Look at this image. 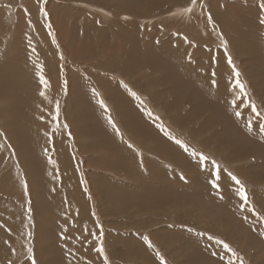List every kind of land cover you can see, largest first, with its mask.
Instances as JSON below:
<instances>
[{"label":"rangeland","instance_id":"obj_1","mask_svg":"<svg viewBox=\"0 0 264 264\" xmlns=\"http://www.w3.org/2000/svg\"><path fill=\"white\" fill-rule=\"evenodd\" d=\"M69 1L47 0L43 6L49 16L44 17L39 12L37 0H0V6L4 8V12L0 10V43L19 39L22 49L30 56L25 57L26 69L37 76L42 71L49 80L53 88L49 97L53 105L46 103L49 112H53L58 97L60 106L67 112L76 107L77 94L70 90L69 84L65 90L61 78L62 69L69 68L78 82L83 83V87H77L89 102L93 100L101 107L99 100L103 98L119 133L116 132L115 137L113 131L108 130L110 149L104 146L88 149L89 138H78L67 112L66 116L64 111L61 112L60 123H66L68 127L57 133L65 141L66 157L55 158L57 148L50 147L46 135L42 142L44 156L38 170L34 169L38 174L31 178L8 129L7 119L0 116V222L9 235L2 238L0 264H31L28 247L33 248L36 264H86V261L103 264V255L97 254L93 245H82L76 240V236L82 235L80 226L86 223L89 229H94L97 218L104 228L109 264H239L237 256L244 264H264V220L261 219L264 217V170L256 167L260 160L255 159L252 152L249 157L253 158L248 157L249 160L233 161L225 154L205 147L203 138L215 136L210 130L207 134L200 130V139L190 138L185 129L183 132L179 126H174L171 116L152 99L148 79L144 76L147 74L140 71L129 75L121 65L125 56L132 52L140 58L154 48L167 53L170 49H178L179 56L175 52V59L193 62L199 76L202 75L209 84V90H227L231 102L236 97L243 99V103L237 100L233 105L235 114H227L232 126L239 127L246 136L258 132L254 126L252 130L246 127L248 120H256L246 106L251 100L264 113V97L257 91V87L264 89V23L261 22L264 21V9L260 7L261 0H197L192 12L187 11L191 0H171V5L162 10L150 5V1H141L147 3L143 5L145 9L141 8L138 16L129 13V17L115 14L113 9L90 0ZM127 11V8L122 9L124 13ZM149 11L152 16L148 15ZM231 18L240 21L234 26L230 23L234 22ZM58 30L62 31V41ZM42 33L47 35V47L40 46ZM240 37L246 38L241 40ZM245 39L251 44L247 53L236 47L238 43L243 45ZM224 41H227V48ZM72 42L71 60H67L66 44L70 46ZM8 51L5 49L0 55L5 57L12 53ZM60 53L63 60L59 59ZM78 53L85 56L83 64L76 57ZM229 56L241 73L240 80L248 96L232 87L235 80L232 65L228 63ZM65 79L68 81L66 76ZM154 88L159 87L155 85ZM92 89L99 95L93 94ZM165 89L168 95L166 84ZM133 92L140 99L132 95ZM166 100L169 101V96L163 102ZM101 109L107 117L109 113ZM44 117L43 120L50 123L49 117ZM150 117L176 139L183 140L182 136L191 152L203 153L219 164V190L211 185L214 172L210 175L212 165L208 161L198 163L191 156L192 162L184 166L179 165L175 157L165 154L169 146L180 159L178 151L166 143L167 139L160 137L156 129L153 131V125L145 124ZM202 120L201 117L191 126L199 129ZM47 126L49 128V124ZM49 130L54 141L56 132L53 134L52 128ZM110 130H114L113 127ZM168 138L171 140L170 136ZM120 160L122 164L118 166ZM243 168H248L247 173L241 171ZM229 173L243 182L251 202L249 205L242 206L241 198L236 195L237 186ZM83 181H87V192ZM107 182L110 185L102 187ZM111 185L117 189L109 194L114 198L109 201L98 191L108 192ZM167 188L186 191L187 196H172ZM252 206L256 212H252ZM93 211L96 216H92ZM65 225L68 226L65 235L71 236L68 240L61 237ZM28 232L32 233L31 237ZM148 240L154 247L148 246ZM219 241L227 243L237 255ZM157 252L163 255L164 261Z\"/></svg>","mask_w":264,"mask_h":264},{"label":"bare ground","instance_id":"obj_2","mask_svg":"<svg viewBox=\"0 0 264 264\" xmlns=\"http://www.w3.org/2000/svg\"><path fill=\"white\" fill-rule=\"evenodd\" d=\"M90 1L96 4H102L109 9L111 8L113 9L112 11L115 14H119L120 16L125 15V17H129L128 16L129 13L132 16H138L137 13L141 10V8L145 9L143 5L147 3H142L145 1L148 3L150 1L149 3L150 5L152 4L156 5V9L158 10H162L164 7H168L169 5H171L170 3L171 0H90ZM176 3L178 4V2ZM82 4L85 5V2ZM172 5H173V2H172ZM90 7L92 8V6ZM124 8L128 9L126 13L122 12V9ZM0 10L4 12V8L1 6H0ZM101 10H104V9H101ZM148 15L152 16L153 13L151 14L149 11ZM234 20L235 19H233L232 21ZM236 21L238 22L240 20H237L236 18ZM236 21L234 22L230 21V23H232L233 25L234 23H236ZM240 24L241 22L239 23V25ZM234 26H236V24H234ZM239 31H241V29L236 32H239ZM61 32L62 31L58 30L59 38L62 41ZM74 33L76 34V32ZM243 33H238V34H243ZM46 36L45 34L42 33V36L39 42L41 47H47L45 44L47 43ZM77 36L78 34H76V37ZM243 36H245V34ZM242 38L244 39L246 37H242ZM56 40L59 44V40L58 39ZM241 40H238V41H241ZM19 41H20L19 39H16L14 40V42H8V40L6 41V43L1 42L3 46H0V54H3L5 52V49L12 51V53L5 54L6 55L5 57L0 55V116L6 117L7 119L6 123H7L8 129L18 149L20 150L22 154L21 157L27 169L26 171H28V174L31 176V178H33L35 174H38L36 173V171L38 170L40 162H41V158L44 156V153H45L42 142L46 139V132L48 133V140L51 143L50 147L53 150L55 147L57 148V156L55 158H58V157L61 158L62 156H64L65 158L66 153L68 151L66 149L65 141L62 140V138L60 137L59 133H57V131H56V134L54 135L55 144L53 143L54 142L53 139H49V136H50L49 129H51L50 127L48 128L47 126V124L49 123H47L48 121L40 119L41 116H48L47 113H49V110L47 109L46 103L48 102L51 105H53L51 98H49L51 94L50 90H53V88L50 87V88L45 89L44 86L40 83L39 76L31 75V73L32 74H35V73L30 72L29 70L26 69L27 64L24 66L25 64L24 62L27 61L26 58H30V56L22 49ZM72 44L74 43L72 42L70 46L69 44H66V49L68 50L67 55L69 57V59L67 60H71L70 54L72 51L71 50ZM234 45H236V43ZM249 45L251 44H249L248 41L246 40L243 45L238 43V46L236 45V47H238L240 51L247 53L249 51V48H248ZM177 50L170 49V53H167V51L161 52L157 48H154L150 50V52L148 51L143 57L139 56L140 58L136 57L135 52H132L131 54H127L125 58L123 59L121 65H123L124 68L122 69L129 75H133L140 71H144L147 74L144 76L148 79V82L150 85L149 94L152 96V99L155 102L159 103V106L162 107L167 112L169 117L171 116L170 118L172 119L171 122L175 121L174 126L175 125L179 126V128L182 131L183 129H185L187 131L186 133H188L190 138H193L194 140L200 139V136H201L200 130L205 131V132H202V134L203 133L207 134L210 130L215 134V136H212V137L210 136V138L206 137L207 139L203 138L202 144L205 145V147H209L220 153H223L229 157V160H233V161H241V160L248 159V157L253 152L255 159L260 160V162H258L260 164L257 163L258 165L256 167H260L264 170V132H261V131L254 132V133L250 132V134L246 136V133H244V131L241 130L239 127L232 126L233 122L230 123V119L228 118L227 114H231V115L235 114L236 108L233 106L232 102L230 101L232 99L230 98L227 90L226 91L223 90L222 92L213 91L214 89H212V91L209 90L207 88L209 84L203 80L204 78L202 79V75L199 76V73L197 72L196 68L193 66L194 64L193 62H190L189 59L186 61H183V60L177 61L176 59L178 58L175 59L177 55V54L175 55V52H178ZM177 56H179V52ZM183 56H184V53H183ZM76 57L80 60V64H83V62L86 61L85 56L82 57L80 53L76 54ZM184 57H181V58L184 59ZM59 59L63 60L61 59V56L59 57ZM118 65L119 64H117V66ZM64 76L68 78V81H69L68 84H69L70 90L77 94L76 107L74 106L72 111L67 112L63 107L60 106L61 112L64 111L65 116L67 112L68 118L73 123L74 132H75L74 134L77 135L78 138H89V142L86 145L88 149H91V150L98 149L99 147H102V146H104V148L108 147L110 149L112 145L108 139L109 138L108 130L109 132L113 131L112 136H115V137H116V131L110 130L112 129L111 124L108 122L107 117L103 116L102 109L100 110L101 107L93 100L89 102L88 98H86L85 96H83L82 93L79 92L78 87H81V86L83 87V83L78 82L76 75L72 72L71 69L69 68L62 69V73H61L62 81H64ZM163 83L168 86V89H167L168 95H167V92H165L166 89L164 90ZM262 83L263 82H261L260 84ZM152 85L154 87L156 85L159 88H154ZM151 90H154V91H151ZM42 91L45 92V95H44L45 97H42V96L38 97V94H40ZM257 91L262 97H264V89H258L257 87ZM62 94H63V90H62ZM167 96H169V101L166 100L165 102H163V99H166ZM57 100L59 101V104H61V100L59 97L58 99H56V101ZM186 106L187 107L189 106L188 109H186ZM176 111L178 112L175 113ZM143 113L145 114V112ZM201 117L203 118V120L201 122L200 127H198L199 129L193 128L191 125L194 124V122L196 123L197 121H199ZM147 120L148 121H146L145 124L153 125V131L156 129V133L160 137L167 139L166 143H168L169 145H171L173 148H175L178 151L180 159L177 156H175V153L170 149L169 146L166 148L167 153L165 154H169V156L175 157L176 161H179V165L186 166L187 163L192 162L189 159L191 156H193L191 155L190 150L185 151L181 145H177L175 142V139L173 138L174 136L170 135L171 133L169 134L166 130L161 128L160 124L156 122V119H153L150 117V119H147ZM169 136L171 140H168ZM181 139H183L182 141H184V138L182 136H181ZM47 145L49 146L48 141H47ZM52 145L54 146V148L52 147ZM103 151L106 152L105 149H103ZM186 153H188L189 155H187ZM193 157L198 162V157L197 156H193ZM251 158L253 157H249V159ZM201 163H205V162H201ZM114 164L115 163H113L112 165ZM121 164H122V161L117 165L120 166ZM253 166H255V164ZM103 168H101V170ZM34 169H36V171ZM107 169L108 168H106V170ZM241 171L243 173H247L248 168L246 169L243 168L241 169ZM251 177H253V179L256 180V178L253 175ZM42 178H45V177H42ZM39 182L41 183V181ZM108 182L102 184V187L107 186V185L109 186L110 183ZM169 188H167L168 192L171 193L172 196H179V195H184V197L187 196L186 191H183V190L177 191L175 189H169ZM115 189L117 188L112 187L111 185V189H108V192L106 191L107 193L103 189H101V191L99 190L98 192L102 196L103 199L104 197H106V199H109L110 201V200H113L114 198H113V195L110 196L109 194L114 193V191L116 192ZM82 198H84V196H82ZM7 232L8 231H5L1 228V222H0V248L2 244V238L5 236H9L6 234Z\"/></svg>","mask_w":264,"mask_h":264},{"label":"snow or ice","instance_id":"obj_3","mask_svg":"<svg viewBox=\"0 0 264 264\" xmlns=\"http://www.w3.org/2000/svg\"><path fill=\"white\" fill-rule=\"evenodd\" d=\"M38 5H40L39 7V12L44 16V17H48L49 13L46 10V7H44L43 5H45L47 3V0H37ZM197 4V0H191V4L190 6L187 8L188 12H192L193 9L196 7ZM203 5H201L202 7ZM260 7L262 9H264V0H261V4ZM24 11L27 13V9L25 8ZM209 19H211V16L209 15L208 17ZM262 23H264V21H261ZM31 23V20L29 18V24ZM49 28H51V23H48L47 25ZM55 36L53 34V43H55ZM224 47L227 48V41H224ZM61 59H63V55L61 54ZM228 63L230 65H232L233 71H234V80L235 83L234 85H232V87L234 89H238L240 93L243 94V96H248V92L246 90L245 85L241 82L240 80V76L241 73L239 72L238 69H236L235 65L232 62L231 57H228ZM41 69L43 68V65L40 66ZM213 75H215V73H213ZM39 79H40V83L44 86L45 89H47L48 87H50V82L49 80H47L45 78V76L43 75V72L41 71L39 74ZM212 83L214 84L215 81L213 80ZM67 85H68V81L65 79L63 82V86L64 89H67ZM125 87L127 88V85H125ZM93 94L95 95H99L98 93H96L95 89H92ZM41 96L45 95V92H41L40 93ZM132 95L136 96L137 99H140V97L133 92ZM237 100L240 101V103H243V99L241 97H236L235 99H233L232 103L233 105L237 104ZM99 104L101 105V107L105 110L106 113H109L107 115V119L108 122L111 124V126L113 127V129L119 133V129L117 128L115 122L112 120L110 111L107 107V105L105 104L103 98H101L99 100ZM246 107H249L250 112L253 113L255 115V122L253 120H248L246 122V127H248L249 129H251L253 126H255L257 128L258 131L264 132V113H262L259 109H257V106L255 105V103L251 100H249V103ZM60 113H61V109H60V104L59 101L57 100L55 102V107L53 112H49L47 113L50 123H49V127L52 128L53 130V134L56 131H59L61 129H67V124L64 123L63 125H61L60 123ZM44 116H41L40 119H44ZM158 119V118H157ZM161 128H163V125H161ZM46 135H48V133H46ZM68 135H71V133L69 132ZM175 139V142L177 145H181L185 151H188V145L185 144L182 140L180 139H176L175 137H173ZM49 139H52V136H49ZM129 147H132L131 144H129ZM191 155L193 156H197L198 157V162H203V161H208L211 165H212V172H210V175H212V173L214 172V175H212V179H211V185L213 186L214 189L219 190L220 188V184H219V180H220V166L219 164L216 163V161L214 160H209L208 156H205L203 153H197L195 150H192ZM53 163H55V161H52ZM229 175L231 176V179L235 182V185L237 186V191H236V195L239 196L241 198L242 201V206H247L249 205L251 202L249 200V196H248V192L243 184V182L236 177L235 175H232L229 173ZM83 183L85 184V188L84 191L87 192L88 189L86 187L87 185V181H83ZM24 189L25 192H27L28 189V184L27 181H24ZM54 191V189H53ZM89 199H91V196L89 195ZM30 200H29V205H30ZM252 212H256L255 206H252ZM28 212L31 213V207L29 206L28 208ZM92 216H96L95 211H93ZM256 215H259V213L257 212ZM29 219H31V216H29ZM262 220H264V217H261ZM94 229H89L87 227V224H82L80 226V231L82 233V235L76 236V240L78 243L84 245H93V250L97 253V254H102L103 255V264H109V258L108 255L105 251V247H104V228L103 225L99 223V220L97 218L96 221H94ZM73 227H75V222H73ZM68 231V226L65 225L64 229L61 232V237L65 240L71 239V236H66L65 233ZM98 233V234H97ZM27 235L29 237H31L32 233L28 232ZM144 239H148L147 237H144ZM219 243H221L223 245L224 248H227L229 252H231L233 255H237L235 250L232 249L227 243H224L223 241H219ZM148 246L149 247H154L151 243L150 240H148ZM27 254L29 259L31 260V264H36V260L34 258V254H33V248L32 247H28L27 248ZM73 256H75V254H72ZM157 256H159L161 261H164V257L163 255H161L159 252H157ZM237 259L239 260V264H244V261L242 258H240L239 256H237ZM9 264H11V262H9ZM86 264H91V261H86ZM166 264V262H165Z\"/></svg>","mask_w":264,"mask_h":264}]
</instances>
